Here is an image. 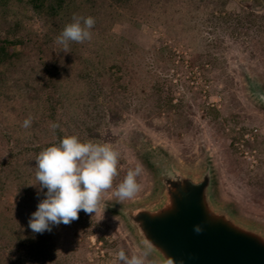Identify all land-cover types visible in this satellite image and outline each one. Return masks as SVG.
I'll use <instances>...</instances> for the list:
<instances>
[{"label": "rangeland", "instance_id": "1", "mask_svg": "<svg viewBox=\"0 0 264 264\" xmlns=\"http://www.w3.org/2000/svg\"><path fill=\"white\" fill-rule=\"evenodd\" d=\"M9 6L0 35L15 36L17 20L30 42L0 69V264H122L121 248L142 252L109 209L156 196L148 151L195 172L210 160L222 197L264 222V108L250 90L252 80L264 88V0H65L55 20ZM74 14L95 19L92 39L65 53L56 39ZM66 135L115 148L118 175L96 214L34 233L29 219L47 191L32 185L35 157ZM137 164L141 190L118 202L115 188Z\"/></svg>", "mask_w": 264, "mask_h": 264}, {"label": "water", "instance_id": "2", "mask_svg": "<svg viewBox=\"0 0 264 264\" xmlns=\"http://www.w3.org/2000/svg\"><path fill=\"white\" fill-rule=\"evenodd\" d=\"M250 90L264 100L258 82L250 81ZM173 166L177 174L156 177L152 200L120 206L133 211L132 223L150 246L153 263L264 264V222L225 200L210 169ZM195 226L202 231L195 232Z\"/></svg>", "mask_w": 264, "mask_h": 264}, {"label": "clouds", "instance_id": "3", "mask_svg": "<svg viewBox=\"0 0 264 264\" xmlns=\"http://www.w3.org/2000/svg\"><path fill=\"white\" fill-rule=\"evenodd\" d=\"M94 25L93 17L74 14L72 22L65 25L56 43L67 53L71 42L84 43L92 39ZM31 124L32 117L29 116L22 127L27 129ZM51 128L56 130L60 125L52 123ZM119 157L120 153L111 145L81 142L75 135H66L58 144L41 150L35 157L37 183L32 185H39L38 192L47 191L29 219L31 230L43 233L51 231L52 225H68L79 218L81 210L89 215L96 214L102 194L113 187V180L118 175ZM142 170L140 164L128 169L113 193L118 202L132 199L141 190L137 177ZM194 231L199 233L202 228L195 226ZM150 251V246H145L142 252L133 251L129 256L121 248L116 255L122 264H146ZM168 264H173V261L169 260Z\"/></svg>", "mask_w": 264, "mask_h": 264}, {"label": "trees", "instance_id": "4", "mask_svg": "<svg viewBox=\"0 0 264 264\" xmlns=\"http://www.w3.org/2000/svg\"><path fill=\"white\" fill-rule=\"evenodd\" d=\"M14 1L17 0H0V6L6 7L8 10H13L10 8V4H12ZM18 1H23L27 6H31L33 10H35L37 13L42 15L45 19L48 20H55L59 15L64 7L65 0H18ZM122 1H130V0H119V2ZM14 27L18 29V34L17 32L15 33V28H12L13 34L15 36H5L0 35V69L3 66L9 65L8 69H11V63L14 61H19L21 55L17 52L12 51V47L17 44H22L26 45L27 43L29 44L30 40L27 38H22L20 36L19 31L23 28L21 25V22H17V20H14ZM6 22V21H5ZM11 33V32H9ZM7 213V211H6ZM10 220V218H8ZM3 259L2 256H0V259Z\"/></svg>", "mask_w": 264, "mask_h": 264}, {"label": "flooded vegetation", "instance_id": "5", "mask_svg": "<svg viewBox=\"0 0 264 264\" xmlns=\"http://www.w3.org/2000/svg\"><path fill=\"white\" fill-rule=\"evenodd\" d=\"M259 102H260L261 106L264 108V100L259 99ZM146 158H147V160H149L151 166H153V168L155 169V173L157 175H159L162 180H165L171 174H177L176 167H174L173 164L170 161H168L166 157L163 156V153H161V152L153 153V152L148 151L146 153ZM206 168L210 169L211 172H213V167H212V163L210 160L206 163V166L204 169H206ZM121 207L118 205H113L110 207L109 210L113 214L121 216L126 221L129 228L132 226L134 229H136L134 224L132 223V219H131L132 218L131 215H132L133 211H131V210L127 211L126 209L121 208ZM135 235H137L142 246L145 248V246H147L148 243L145 240L144 236L142 234H140V232L137 229H136Z\"/></svg>", "mask_w": 264, "mask_h": 264}]
</instances>
